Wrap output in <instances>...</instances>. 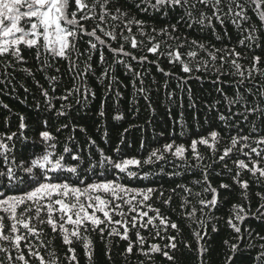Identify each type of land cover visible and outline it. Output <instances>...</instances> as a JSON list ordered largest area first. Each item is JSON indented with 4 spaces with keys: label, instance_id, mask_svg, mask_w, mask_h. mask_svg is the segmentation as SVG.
Returning <instances> with one entry per match:
<instances>
[{
    "label": "snow or ice",
    "instance_id": "1",
    "mask_svg": "<svg viewBox=\"0 0 264 264\" xmlns=\"http://www.w3.org/2000/svg\"><path fill=\"white\" fill-rule=\"evenodd\" d=\"M93 235L264 264V0H0V264H97Z\"/></svg>",
    "mask_w": 264,
    "mask_h": 264
},
{
    "label": "trees",
    "instance_id": "2",
    "mask_svg": "<svg viewBox=\"0 0 264 264\" xmlns=\"http://www.w3.org/2000/svg\"><path fill=\"white\" fill-rule=\"evenodd\" d=\"M95 86L100 89V95L102 97L103 96V88H102V86H100V85H95ZM123 91L125 93L126 99L128 101H130L132 99V93H133V90H132L131 86L129 85V87L123 89ZM154 91H155V89H154ZM159 96H160V105H159V108L157 110V112H158L157 120L160 121V122H163L166 119V117H165L166 105H165V101H164V97H163V92L159 93ZM5 102L7 103L9 101L7 99H5ZM14 107H16L17 110H20V109H22L23 106L19 105L18 102H15L14 103ZM174 111L176 112L177 118H178L180 109L178 107H174ZM185 120L189 124L192 123L191 117H190V110L185 112ZM161 126H164L163 123H161ZM93 240H94V246L97 249V264H104V260H103V257L101 255V252H102V249L104 247V244L95 235H93ZM118 253H119V248H117L115 250V255H114L115 264H122V261H121L119 255H118ZM81 264H87L86 260H84V258H83L82 251H81Z\"/></svg>",
    "mask_w": 264,
    "mask_h": 264
}]
</instances>
